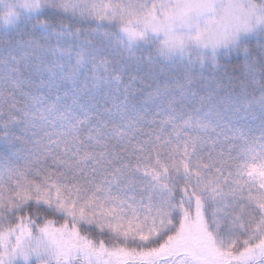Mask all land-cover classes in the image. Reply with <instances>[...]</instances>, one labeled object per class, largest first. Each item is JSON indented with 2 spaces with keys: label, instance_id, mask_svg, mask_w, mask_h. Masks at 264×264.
I'll return each instance as SVG.
<instances>
[{
  "label": "snow or ice",
  "instance_id": "snow-or-ice-1",
  "mask_svg": "<svg viewBox=\"0 0 264 264\" xmlns=\"http://www.w3.org/2000/svg\"><path fill=\"white\" fill-rule=\"evenodd\" d=\"M0 264H264V0H0Z\"/></svg>",
  "mask_w": 264,
  "mask_h": 264
}]
</instances>
